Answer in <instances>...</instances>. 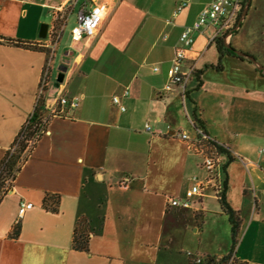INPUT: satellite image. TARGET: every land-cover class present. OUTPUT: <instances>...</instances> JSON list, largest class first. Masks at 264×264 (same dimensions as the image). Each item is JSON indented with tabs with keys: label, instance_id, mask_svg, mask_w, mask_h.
Masks as SVG:
<instances>
[{
	"label": "crops",
	"instance_id": "obj_1",
	"mask_svg": "<svg viewBox=\"0 0 264 264\" xmlns=\"http://www.w3.org/2000/svg\"><path fill=\"white\" fill-rule=\"evenodd\" d=\"M98 1L109 12L96 36L56 47L58 75L50 71L43 93L47 128L0 200V264H191L189 253L229 254L232 226L215 193L190 209L167 208V198H182L203 175L195 150L176 137L197 140L195 119L226 149L224 194L240 219L236 256L264 264V74L240 56L219 60L213 30L204 29L183 65L194 68L184 90L167 91L180 35L212 0ZM72 4L0 0V163L40 96L49 60L41 28ZM252 6L260 11L251 0L245 18ZM262 17L259 27L244 18L226 43L264 67ZM61 96L77 106L50 116ZM47 194L59 197L57 212L45 209ZM21 201L33 208L19 219ZM79 223L89 231L87 252L73 248Z\"/></svg>",
	"mask_w": 264,
	"mask_h": 264
},
{
	"label": "built area",
	"instance_id": "obj_2",
	"mask_svg": "<svg viewBox=\"0 0 264 264\" xmlns=\"http://www.w3.org/2000/svg\"><path fill=\"white\" fill-rule=\"evenodd\" d=\"M73 4L69 9L72 15L75 7L81 2L80 9L77 14V22L70 30L71 41L79 43L84 39H91L96 36L101 24L109 12V6L104 1L98 0H72ZM245 0H212L199 14L198 18L182 31L179 44L175 47L174 57L170 68L168 69V82L165 90L170 91L175 86H181L184 90L185 84L189 76L194 72V68L188 71L183 70V65L187 59V53L192 50L195 43L196 33L204 29H212L213 33L210 38V43H214L219 38L227 39L232 35L238 26L243 12ZM187 5L186 2L181 3L177 7V11ZM68 18V19H69ZM68 19L64 22L61 29H56L54 22L47 27L46 43L44 47L48 49L49 60L45 66V70L41 80L40 96L44 93L51 71V64L56 52V47L59 44ZM157 70V69H156ZM127 92L125 93V96ZM39 96V97H40ZM77 99H69L66 96H61L56 107L52 110L50 116H60L64 113L65 107L75 108ZM113 103L120 105V98L113 97ZM122 111H125L124 106H120ZM197 140L192 141L185 133H178L176 137L186 141L189 146L195 150L200 161L199 166L203 171V175L193 179L192 186L187 189L184 196L167 198V208L190 209L193 204L199 201L206 193L213 192L218 197L224 190V180L221 171V152L217 147L213 146L212 141L206 135L202 128L196 127ZM131 179L125 177L121 181L122 186H127ZM33 208L30 202L21 201L19 205L18 218H22L28 210ZM237 243L233 246L231 252L224 257L214 259L203 258L188 254L191 264H244L236 256Z\"/></svg>",
	"mask_w": 264,
	"mask_h": 264
},
{
	"label": "trees",
	"instance_id": "obj_3",
	"mask_svg": "<svg viewBox=\"0 0 264 264\" xmlns=\"http://www.w3.org/2000/svg\"><path fill=\"white\" fill-rule=\"evenodd\" d=\"M247 1L248 0H245L244 5L247 3ZM234 33H236V31H234L232 34ZM7 42L13 43L18 46L33 48L32 44L23 43L21 41L13 42L8 40ZM214 44L219 53V60H221L225 54L238 57V55L235 53V49L230 44H229L230 47H227L224 38H219L214 42ZM215 68L217 70H221L222 66L219 63L215 66ZM260 73L262 74V72ZM44 107H45V101L43 96L41 95L37 100V104L30 118L23 125L22 129L15 138L10 149L7 151L5 157L0 163V200L3 196L8 194L12 190L14 181L18 173L20 172L23 164L26 162L29 155L32 153L33 149L35 148L37 142L40 140L41 136L45 133L49 118L46 116V111ZM194 123H195V127H199L203 129L201 122H199L197 119H195ZM212 144L213 146L217 147V149L220 152H224V151L226 152V149L223 146L217 145L213 141ZM219 201L224 213L227 214L229 217V221L232 226L231 231H232V239L234 246L237 243V239L239 235L240 219L238 217V214L235 213L227 204L224 190L219 196ZM58 205H59V197L56 195L47 194V196L44 199L45 209L50 212H57ZM17 234L18 232L15 231L14 235ZM89 239H90V235L87 226L84 223H79V226L76 228L74 234L73 248L76 251L87 252L89 249L88 247Z\"/></svg>",
	"mask_w": 264,
	"mask_h": 264
},
{
	"label": "rangeland",
	"instance_id": "obj_4",
	"mask_svg": "<svg viewBox=\"0 0 264 264\" xmlns=\"http://www.w3.org/2000/svg\"><path fill=\"white\" fill-rule=\"evenodd\" d=\"M81 4L82 3L80 2L73 10L72 15H70L68 26L65 32L63 33V36L61 39V45H68L71 41L70 30L73 27L72 25L74 24L75 19L77 18V14H78ZM257 4L260 7L259 8L260 15H262L263 16L262 18H264V14H262V8L264 9V0H252V5H257ZM70 12H71V9L68 8L67 10L62 11L61 13L58 14V16L54 20V25L56 29H61L63 27L64 22L69 18ZM259 12L258 13L254 12V6L251 7L248 13V16L245 18V21H244L245 27H252V26L259 27L260 26L258 22L259 19L257 20V14H259ZM58 60H59V53L56 55V58H54L53 60L54 62H53V68L51 69V77L53 75H56V76L58 75V73L56 72L59 66ZM46 88H47V85L45 87V90Z\"/></svg>",
	"mask_w": 264,
	"mask_h": 264
},
{
	"label": "water",
	"instance_id": "obj_5",
	"mask_svg": "<svg viewBox=\"0 0 264 264\" xmlns=\"http://www.w3.org/2000/svg\"><path fill=\"white\" fill-rule=\"evenodd\" d=\"M250 3H251V0H248L246 5H245V7H244V9H243V12H242V15H241V19H240V22L238 24V28L241 25V22L243 21V19L245 18L246 14H247V11H248ZM46 33H47V26L45 25V26H43L41 28L40 37L45 39L46 38ZM227 47H230L229 44H227ZM235 53L238 56H240L241 58H245V59L249 60L250 62L254 63L256 65V67L258 68V70H260L264 74V67L256 60L255 57L250 56L248 54H245L244 52H241V51H236L235 50ZM59 81L60 82L63 81V75L62 74H61V76L59 78Z\"/></svg>",
	"mask_w": 264,
	"mask_h": 264
}]
</instances>
